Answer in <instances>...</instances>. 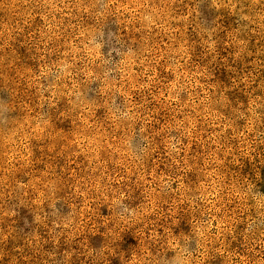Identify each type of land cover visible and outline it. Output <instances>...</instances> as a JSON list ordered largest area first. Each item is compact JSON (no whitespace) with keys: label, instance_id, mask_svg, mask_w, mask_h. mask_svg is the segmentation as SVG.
Returning a JSON list of instances; mask_svg holds the SVG:
<instances>
[{"label":"rangeland","instance_id":"374dc122","mask_svg":"<svg viewBox=\"0 0 264 264\" xmlns=\"http://www.w3.org/2000/svg\"><path fill=\"white\" fill-rule=\"evenodd\" d=\"M0 264H264V0H0Z\"/></svg>","mask_w":264,"mask_h":264},{"label":"trees","instance_id":"16d2710c","mask_svg":"<svg viewBox=\"0 0 264 264\" xmlns=\"http://www.w3.org/2000/svg\"><path fill=\"white\" fill-rule=\"evenodd\" d=\"M220 55H221V54H220ZM223 58H224V57H223ZM221 59H222V57H221ZM28 258H29V257H26V256H23V258H22L21 260H20L19 258H16V259H15V262H18L19 260H20V261H22V260H28ZM15 262H14V263H15Z\"/></svg>","mask_w":264,"mask_h":264}]
</instances>
